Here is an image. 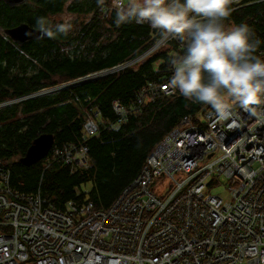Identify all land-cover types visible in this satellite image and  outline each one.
Segmentation results:
<instances>
[{
	"label": "built area",
	"instance_id": "obj_1",
	"mask_svg": "<svg viewBox=\"0 0 264 264\" xmlns=\"http://www.w3.org/2000/svg\"><path fill=\"white\" fill-rule=\"evenodd\" d=\"M243 1L232 5L234 11L248 5ZM110 11L111 3L103 13ZM242 23L261 42L256 55L264 59V7L258 16L228 24ZM159 39L137 58L70 84L117 72L171 42L186 49L178 38L163 45ZM173 75L174 67L163 82L145 86L138 105L177 94L170 87ZM138 105L129 110L114 101L117 119L108 125L97 107L89 108L85 140L52 146L47 161L63 160L72 171L87 168L88 138L116 127ZM198 113L179 119L104 209L88 200L58 207L39 191L19 192L0 159V264H264V106L252 114L234 103L233 117L225 121L212 107ZM221 177L229 200L210 192Z\"/></svg>",
	"mask_w": 264,
	"mask_h": 264
},
{
	"label": "trees",
	"instance_id": "obj_2",
	"mask_svg": "<svg viewBox=\"0 0 264 264\" xmlns=\"http://www.w3.org/2000/svg\"><path fill=\"white\" fill-rule=\"evenodd\" d=\"M243 3L248 5L233 11L226 23L258 16L264 7V0ZM108 5L110 0L104 7ZM104 7L97 0H27L14 6L0 0V159L10 169L13 189L27 194L39 191L58 207L71 200H88L96 208H107L182 116L211 108L185 98L178 89L173 96H158L138 105L142 89L163 82L172 73L171 59L185 53L174 42L117 72L59 87L142 55L159 36L150 25H117L116 12L104 14ZM63 12L75 16L67 36H46L18 45L3 33L20 22L35 27L41 17L52 25L63 23L52 19ZM114 101L129 110L138 107L116 127L88 138L87 168L72 171L63 160L48 162L46 157L28 166L19 162L42 133L54 135V147L85 140L83 124L93 106L104 125L115 123Z\"/></svg>",
	"mask_w": 264,
	"mask_h": 264
},
{
	"label": "clouds",
	"instance_id": "obj_3",
	"mask_svg": "<svg viewBox=\"0 0 264 264\" xmlns=\"http://www.w3.org/2000/svg\"><path fill=\"white\" fill-rule=\"evenodd\" d=\"M115 23H148L159 30V43L178 38L185 53L173 57L170 87L187 99L209 105L220 121L233 117L234 103L256 114L264 106V59L256 55L260 41L247 24H228L239 0H110ZM106 0H97L104 7ZM48 38L67 36L72 18L52 25L37 20ZM264 114V113H262Z\"/></svg>",
	"mask_w": 264,
	"mask_h": 264
},
{
	"label": "water",
	"instance_id": "obj_4",
	"mask_svg": "<svg viewBox=\"0 0 264 264\" xmlns=\"http://www.w3.org/2000/svg\"><path fill=\"white\" fill-rule=\"evenodd\" d=\"M6 5H19L27 0H3ZM3 33L18 45H23L26 41L32 39H42L46 36L42 35L36 27L30 26L25 22H20L11 27L3 29ZM54 144V136L51 133H42L35 137L31 144L27 147L24 155L19 158V162L24 165H31L34 162L43 159Z\"/></svg>",
	"mask_w": 264,
	"mask_h": 264
},
{
	"label": "rangeland",
	"instance_id": "obj_5",
	"mask_svg": "<svg viewBox=\"0 0 264 264\" xmlns=\"http://www.w3.org/2000/svg\"><path fill=\"white\" fill-rule=\"evenodd\" d=\"M67 17H71L72 19H75V16L74 15H69L65 12H63L62 14L60 15H57L55 17H53L52 19L54 20V22H57L58 20H65V18ZM162 50H166V51H170V48L168 47H164ZM127 62V61H126ZM131 65V64H128V66ZM70 81L68 83H60L59 87H64V86H70ZM53 89V88H52ZM55 89V88H54ZM49 91H52L51 89ZM48 91V92H49ZM206 106V105H205ZM199 111L195 112L194 115H195V118H198L199 116ZM203 119V116L201 117ZM46 157V156H45ZM44 157V158H45ZM179 175L177 174L176 177H178ZM157 178V177H156ZM159 179V178H158ZM164 184V188L166 189L167 186H168V181H164L163 182ZM85 189H87V191L89 190V185H85L84 186ZM210 192L212 194H218L223 200H229V190H228V186H227V182L221 177L219 178V183L217 186H214L213 188L210 189Z\"/></svg>",
	"mask_w": 264,
	"mask_h": 264
},
{
	"label": "bare ground",
	"instance_id": "obj_6",
	"mask_svg": "<svg viewBox=\"0 0 264 264\" xmlns=\"http://www.w3.org/2000/svg\"><path fill=\"white\" fill-rule=\"evenodd\" d=\"M137 58V57H136ZM54 136V135H53Z\"/></svg>",
	"mask_w": 264,
	"mask_h": 264
}]
</instances>
